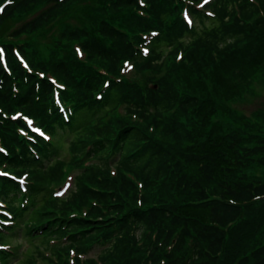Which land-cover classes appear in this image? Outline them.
I'll use <instances>...</instances> for the list:
<instances>
[{"label":"trees","instance_id":"1","mask_svg":"<svg viewBox=\"0 0 264 264\" xmlns=\"http://www.w3.org/2000/svg\"><path fill=\"white\" fill-rule=\"evenodd\" d=\"M256 78L264 0H0V264H264Z\"/></svg>","mask_w":264,"mask_h":264},{"label":"rangeland","instance_id":"2","mask_svg":"<svg viewBox=\"0 0 264 264\" xmlns=\"http://www.w3.org/2000/svg\"><path fill=\"white\" fill-rule=\"evenodd\" d=\"M81 8L83 9V11H87L90 8V4L86 2L81 3ZM81 14L83 13L80 14L69 13L67 16L62 17L58 21L53 23L51 25L50 31H48L47 33L40 32L39 34L26 36L22 38V41L24 43L25 42L31 43L32 46L41 50L43 54L45 52L46 55L47 46L51 47L53 45L51 41L54 38H56L59 30H61L64 24H81V23L84 24V22L80 19ZM187 17L190 19V21H192L193 24L196 23V25L199 27V23L194 17L190 15H187ZM210 24H211L210 21H206V22L204 21L202 26L206 27L207 25L209 26ZM130 71H131L130 73H134L133 69H131ZM251 89H252V93H249L243 96L242 98L230 103V106L233 109L249 117L256 111H262V112L264 111V80L261 78H256L251 85ZM62 158L66 160L65 162H67L69 158L65 146H64V152L62 153ZM66 170L67 171L63 180L60 183L54 185L55 187L54 194H56L57 196H66L69 193V191L73 188V177L76 171L71 170V168H67ZM6 244L8 246L9 245L15 246L20 251H23L25 255H26L25 252L31 253V251L34 250L35 245H39L36 244L35 242L32 243L30 241H26L22 237L7 238ZM23 253H21L20 256H24ZM11 264H14V262H12Z\"/></svg>","mask_w":264,"mask_h":264},{"label":"snow or ice","instance_id":"3","mask_svg":"<svg viewBox=\"0 0 264 264\" xmlns=\"http://www.w3.org/2000/svg\"><path fill=\"white\" fill-rule=\"evenodd\" d=\"M205 3H207V0H204Z\"/></svg>","mask_w":264,"mask_h":264}]
</instances>
